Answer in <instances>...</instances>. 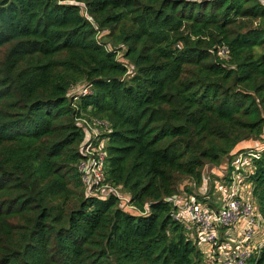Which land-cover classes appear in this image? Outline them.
<instances>
[{
    "label": "trees",
    "instance_id": "trees-1",
    "mask_svg": "<svg viewBox=\"0 0 264 264\" xmlns=\"http://www.w3.org/2000/svg\"><path fill=\"white\" fill-rule=\"evenodd\" d=\"M91 117L104 197L78 172ZM263 134V0H0V264H210L166 199L214 207L207 166ZM252 165L264 225V149Z\"/></svg>",
    "mask_w": 264,
    "mask_h": 264
},
{
    "label": "built area",
    "instance_id": "built-area-1",
    "mask_svg": "<svg viewBox=\"0 0 264 264\" xmlns=\"http://www.w3.org/2000/svg\"><path fill=\"white\" fill-rule=\"evenodd\" d=\"M224 55L225 49L223 48L222 56ZM83 123L86 136L79 149L83 160L78 164V172L86 189V195H100L99 192L102 191L101 196L104 197L108 194L110 186L104 183L107 153L105 146L101 143L105 139H101L100 136L109 131V124L99 120L83 121ZM255 152L259 151H243L231 161V172L225 178H221L223 181L229 180L230 183L225 185L221 191L218 208L208 206L194 195L181 194L166 199L174 208L171 217L176 222L183 224L187 236L194 238L196 235L201 241L199 246L202 252L205 249L202 244H205L207 248L214 247L215 254L213 260L209 262L210 264H215L220 256L223 259L216 264H246L251 252L257 250L259 244L264 242V225H256L261 220V215L253 202L251 183L247 181L248 176L254 170L253 159L258 157ZM242 155L246 157L243 158ZM232 175H234V179L231 177ZM115 193L126 208L134 210L127 198L118 195L117 191ZM188 222L190 225L187 224ZM256 226L263 230V236H258ZM219 228H226V231L220 232ZM239 231L244 243L238 244L235 251L230 252L226 249L225 237L227 233L231 232H236L239 235ZM221 234L224 236L221 237ZM260 240L262 241L260 242ZM205 259H208V256Z\"/></svg>",
    "mask_w": 264,
    "mask_h": 264
},
{
    "label": "rangeland",
    "instance_id": "rangeland-1",
    "mask_svg": "<svg viewBox=\"0 0 264 264\" xmlns=\"http://www.w3.org/2000/svg\"><path fill=\"white\" fill-rule=\"evenodd\" d=\"M107 42V41H105ZM109 48V47H108ZM84 88V85H79L78 87H76L74 90L75 91H81ZM91 120H99L97 118H90ZM100 121V120H99ZM104 121L106 124L107 121L105 120H101ZM248 142V141H246ZM246 142H241L239 143L233 150L234 158L237 157L238 155L242 154L243 151L248 150L247 152H251V151H259L261 152L264 149V134L262 136V139L260 141H250L251 143H246ZM102 145L106 147L107 145V140H103L101 141ZM242 157H246L245 155H242ZM230 159V157L226 158L222 164L218 167V168H214L211 166H207L206 170L204 171V175H208L205 179V181L202 183V185L198 188V193H201L203 190H207L210 191L212 190V186H213V182H215V180L221 178H225L226 176H228V167L230 166L231 162H228V160ZM214 168V169H212ZM211 172V173H210ZM231 177H233V179L235 178L234 175H232ZM208 181V182H207ZM186 181L183 180L179 185H178V189L181 188L183 190L184 187H187V185L185 184ZM217 189H221L223 190V188L225 187V185H228L230 183L229 180H224V185L222 184L221 180H218L217 182ZM216 192V191H215ZM99 194H102V191L99 192ZM209 198L213 201L214 207L218 208L219 207V201L218 198L215 196V193H211L209 195ZM209 203H211V201L209 200ZM188 225H190V222L187 223ZM256 225H262V221L260 220L259 222L256 223ZM238 227V226H237ZM257 232H258V236H263V230H261V228L259 226H256ZM236 230V229H235ZM264 237V236H263ZM242 237H237L236 236V232H231L227 235V237L225 238V242H226V249L230 252H234L235 248L238 244H242L244 243ZM262 240H260L261 242ZM259 242V243H260ZM202 246L205 248L203 250V252L205 253V257L208 256V262L213 260V255L215 254V249L214 247H209L207 248V246L205 244H202ZM223 257L220 256L218 257V259L216 260L217 263H219L220 261H222Z\"/></svg>",
    "mask_w": 264,
    "mask_h": 264
},
{
    "label": "clouds",
    "instance_id": "clouds-1",
    "mask_svg": "<svg viewBox=\"0 0 264 264\" xmlns=\"http://www.w3.org/2000/svg\"><path fill=\"white\" fill-rule=\"evenodd\" d=\"M222 51H223V48L218 52V56L221 57V58H223V56H222ZM246 143H251V142H246ZM247 151H248V150H246V152H247ZM255 153H257V154L259 155L260 152H255Z\"/></svg>",
    "mask_w": 264,
    "mask_h": 264
}]
</instances>
